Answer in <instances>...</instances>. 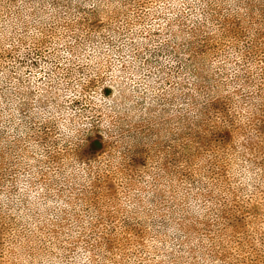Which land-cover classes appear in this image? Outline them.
I'll return each mask as SVG.
<instances>
[{
	"label": "rangeland",
	"instance_id": "374dc122",
	"mask_svg": "<svg viewBox=\"0 0 264 264\" xmlns=\"http://www.w3.org/2000/svg\"><path fill=\"white\" fill-rule=\"evenodd\" d=\"M0 264H264V0H0Z\"/></svg>",
	"mask_w": 264,
	"mask_h": 264
}]
</instances>
